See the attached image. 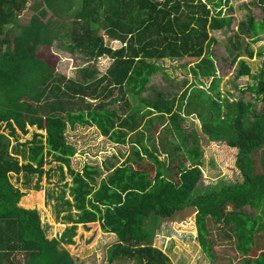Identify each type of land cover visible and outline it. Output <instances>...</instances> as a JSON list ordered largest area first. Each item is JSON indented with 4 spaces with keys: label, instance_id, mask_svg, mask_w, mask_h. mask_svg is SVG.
Instances as JSON below:
<instances>
[{
    "label": "trees",
    "instance_id": "obj_1",
    "mask_svg": "<svg viewBox=\"0 0 264 264\" xmlns=\"http://www.w3.org/2000/svg\"><path fill=\"white\" fill-rule=\"evenodd\" d=\"M56 1L67 0H43L28 24L19 26L17 18L28 0H0V124L9 131L6 135L0 129V264H95L72 259L60 247L71 243L79 226L90 243L99 232L108 235L100 264H173L151 243L147 224L190 210L197 212L198 242L211 264H264V249H255L258 238H264V58L257 75L239 59L241 38L248 40L244 50L252 59L249 45L264 36V0L254 4L262 14L259 20L247 16L240 21L231 0H82L73 15L65 11L69 24L53 9ZM224 29L232 40L216 65L212 46L219 42L210 33ZM104 38L120 42L121 48H110ZM63 39L67 45L52 47ZM78 53L89 62L79 68L83 82L67 79ZM101 57L111 63L93 82L98 71L92 62ZM183 58L192 61L197 83L177 82L157 63ZM234 64L237 78L254 81L241 89L246 100L231 101L218 90L222 73ZM158 76L167 85L147 89ZM104 83L130 86L144 111L133 109L131 118H122L106 107L77 106L78 98H95ZM145 90L149 95L141 99ZM61 97L70 101L65 119ZM52 99L58 100L57 107L49 103ZM144 119L146 131H137ZM67 126H96L104 138L90 136L98 140L100 151L104 142L123 149L112 156L113 162L106 159L100 167L84 162L76 169L72 162L83 153L82 140H73ZM29 127L44 135L34 133L18 144L27 160L20 164L10 153V137L17 138V130L27 135ZM133 132L132 153L115 165L126 153L125 136ZM212 143L235 150L237 177L200 188L205 175H223L208 154ZM50 158L60 164L62 176L61 166L67 168L73 203L63 204L79 215L60 238H49L51 225L41 220L37 208L19 205L24 193L10 176L49 178L43 166ZM208 222L231 230L240 256L216 251Z\"/></svg>",
    "mask_w": 264,
    "mask_h": 264
},
{
    "label": "rangeland",
    "instance_id": "obj_2",
    "mask_svg": "<svg viewBox=\"0 0 264 264\" xmlns=\"http://www.w3.org/2000/svg\"><path fill=\"white\" fill-rule=\"evenodd\" d=\"M257 1V0H256ZM255 0H231V5L234 9V17L237 21L244 20L247 16H252L256 20H259L261 17V12L258 7H256L254 4H256ZM71 2V4H70ZM43 3V0H28L27 8L18 16V20L16 22L17 25L23 26L28 24L30 16L32 15L33 11L36 8V4ZM57 4H54L52 7L56 11L59 10V19H62L66 23L69 24L71 16H66V10L69 9L68 15H73L76 13L81 7H82V0H67V1H60L57 2ZM60 5V6H59ZM72 7V9H71ZM63 13V15H61ZM13 29L15 32H20V29L18 27L13 26ZM212 38H215L219 44H213L212 49L216 52V59L219 60V57L222 55H227L226 52H224L225 46H228L232 39H230V32L227 31V29L221 30V31H212L210 33ZM106 45L113 49H119L121 48V43L114 41L112 39L104 38ZM241 44H240V51L242 52V56L239 58L240 60L244 61L249 67L250 72L253 75H257L259 71L262 68V61L264 58V36H260V40L256 43L249 45V50L252 51L255 55L252 59H249L244 48L246 45H248V40L241 38ZM67 45V39H63L62 41H53L52 47L54 49H59L61 46ZM261 54V55H260ZM77 66L79 67L80 64L83 66L86 63L85 57L77 56ZM97 63H94V65L99 69L100 75H103L106 72V69L111 63L110 58L108 57H101L97 60ZM221 60L216 62L217 64H221ZM160 64L164 71L170 76V78H174L177 82L183 83L188 82L187 85L191 83H197L195 81V77L193 76L190 67L192 66V61L189 58H183V59H175V60H169L164 59L157 62ZM73 67V68H76ZM71 68V69H73ZM70 69V70H71ZM69 70V71H70ZM238 70V64H234L230 66V69L227 72L222 73V79L218 85V90L221 92V94L227 98H230V100H237L243 97V99H248V94L245 92L246 95L242 96V90L245 85L251 84L254 81L251 77L248 76H240L239 78L236 77V71ZM68 71V74H69ZM68 77V76H67ZM167 84L164 83L161 77H157L153 82L152 85L150 84L148 86L149 89H151L153 86L156 88H163ZM186 85V86H187ZM183 88H185L183 86ZM182 88V90H183ZM165 90H169L171 92H174L173 90L169 88H165ZM125 100L128 99L129 107L135 106L134 102H131L132 99L130 95L128 94V90H124ZM148 94L142 98L145 99L148 97ZM175 95V94H173ZM122 97V92L115 91L112 94L111 100H117L118 102L114 103L112 106L115 107V110H117L118 113H121L122 111L129 108L128 106H124V102L120 101V98ZM127 97V98H126ZM133 100L134 97L132 96ZM120 101V102H119ZM257 106H260V102H257ZM131 118V117H128ZM0 129L5 132V134H9L8 130H4V128L1 126ZM86 130V129H85ZM144 131H146L143 128ZM37 133L41 134V132L37 131L35 127H29V133L27 135H18V141L15 140V138L12 141V144L15 147H19L18 144L25 143L26 141L31 140L32 134ZM94 133L92 130L85 131L81 134L73 135V140H82L80 141V148H82V155H78L76 158H74L72 162V167L76 169H81L84 162H89L92 164L97 165L100 167L101 163L108 159L110 162H113L112 156L114 154L119 153L123 147L117 146L113 147L109 145L107 142H104L103 150L100 151L98 149V140L100 139L99 136H97V139L90 136V134ZM132 142V140H131ZM131 146L126 145V153L119 157L118 161L115 162V165H118L120 162L124 160V158L129 154L132 153V143ZM147 142V141H146ZM134 143V142H133ZM147 144V143H145ZM208 154L210 157H212L215 162L219 165L221 168L222 174H224L226 177L230 178V180H235L237 177V172L235 169V150L228 148L226 145L222 143H212L211 147L209 148ZM50 162L43 166V169L45 171L50 172V177L42 176L41 178H38L37 176H29L31 179L29 187L33 189V191L27 192L23 191L24 194H28V197L32 198L33 205L37 207L39 213H44V211L52 212L55 216L57 213L58 217H61L63 222L60 221L59 218H56L52 216L50 220L47 218L45 219L50 225H51V231L49 234V238L56 236L57 238H60L63 235L64 229L66 227H70L73 219L78 218V211L74 207L68 208L66 207L63 202L65 200H68V202L73 203L72 194H70V187H71V179L70 176L67 174V168L64 166H61L62 168V174L59 171L60 164L58 162L52 161V159H49ZM21 178V176H20ZM207 179H212L205 175L203 177V182L200 184V188L208 187V185H211L212 183H209L210 181ZM14 181L16 182V178H14ZM205 182H207L205 184ZM17 183V182H16ZM18 184V183H17ZM63 194L62 199H60V195ZM44 194V195H43ZM50 195V205L47 206L48 200L46 199L44 204V197ZM58 209V210H57ZM41 211V212H40ZM50 212V213H51ZM61 213V214H60ZM45 214V213H44ZM196 210H190L189 212L179 213L174 218H171L170 220H164L159 221L158 223H152L149 222L147 224V229L149 230L151 234V243L154 247L159 248L162 250L173 262V264H211L209 259L206 258L205 254L203 253L201 246L198 242V232L196 227ZM42 217V216H40ZM153 219H159L156 216L152 217ZM59 223H61V226H59ZM208 228L212 231V239L215 241L218 246H216V251H223L228 255H231L232 257H236L238 254L237 250L235 249V241L234 238L231 235V230L228 228H223L216 223L208 222L207 224ZM230 235V238L227 237V235ZM89 236L88 233H86L81 226L78 227L76 234H74L70 238V244H61L60 247L63 251L67 252L72 259H78L79 261H91L95 262V264H100V252L102 251V247L106 239L108 238V235H104L99 232L97 238L93 241V243H90L88 241L87 237ZM69 240V239H68ZM259 243L256 244L255 249L257 251H260L264 249V238L259 237L258 238ZM257 240V241H258ZM234 254V255H232ZM222 260V258L220 259ZM235 261V259H234ZM115 264H124V263H115ZM134 264V263H132Z\"/></svg>",
    "mask_w": 264,
    "mask_h": 264
},
{
    "label": "crops",
    "instance_id": "obj_3",
    "mask_svg": "<svg viewBox=\"0 0 264 264\" xmlns=\"http://www.w3.org/2000/svg\"><path fill=\"white\" fill-rule=\"evenodd\" d=\"M118 42V41H117ZM77 56H82V57H85L84 55H82V54H79L78 53V55ZM85 59H86V63L82 66L81 64H80V66L79 67H76V68H73V69H71L70 71H69V74H68V77H67V79L68 80H71V81H82L83 82V79H82V75L80 74V71H79V68H81V67H87L88 65H89V62H88V60H87V58L85 57ZM98 61H95V62H92V64H93V66L95 67V69H97V71L99 70L95 65H94V63H97ZM107 70V69H106ZM105 74V73H104ZM103 74V75H104ZM102 75H100V73H99V71H98V74L96 75V77H94L93 79H92V81L94 82V81H96V80H98L100 77H101ZM88 82H91V80H89ZM150 85V84H149ZM148 85V86H149ZM148 86H147V89H148ZM128 90V94L130 95V97H131V99H132V101L131 102H134L135 103V106H132V107H129L128 109H127V111L126 110H124V111H122L121 113H118L117 112V110H115V107H113L112 105L114 104V103H116V102H118L116 99L115 100H111V97H112V94H113V92H115V91H120V92H122V97L120 98V101H123L124 103V106L126 107V104H128L127 102H129L128 101V99L127 100H125V95H124V90ZM148 94V92L145 90V91H143V94L140 96L141 97V99L142 98H144L146 95ZM132 96L134 97V100H133V98H132ZM127 98V97H126ZM139 98V97H138ZM55 101H58V100H55V99H52V100H50L49 101V103H51L52 105H54L55 107H57V103H55ZM119 101V102H120ZM69 103H70V101L68 100V99H66V98H62L61 97V99H60V111H61V113H62V115H63V117H64V119H65V115H66V110H67V108L69 107ZM76 103H77V106L78 107H81V108H84L85 106H92V109L93 108H96V107H98V106H102V107H106L107 109H108V111L110 112V113H112V114H115L116 113V115H118L119 117H122V118H128L130 115H132V113L134 112L133 111V109H141V111H144V107H143V105L141 104V102L137 99V97L133 94V92H132V90H131V87L130 86H128V85H124V86H122V87H120V86H115V85H107V84H102V85H100L99 87H98V89H97V91L95 92V98H93V99H84V98H78L77 99V101H76ZM130 103V102H129ZM141 104V105H140ZM72 110H74V111H76L77 113H79V110H76V109H73L72 108ZM147 119H144L143 120V123H142V125H141V127L137 130V131H139V130H141V129H143L144 128V123H145V121H146ZM0 126H2V124H0ZM74 128H76V129H73V130H70V127L69 126H67V129H66V132L70 135V137H72L73 135H76L77 133L78 134H80L81 132H84V131H89V130H92V132H94L95 134H94V136L96 137V136H99V138L100 139H103L104 137H102L101 135H100V133H99V130L97 129V127L96 126H94V127H87V129H86V127H81V126H76V127H74ZM86 129V130H85ZM38 131V130H37ZM39 132H41V131H39ZM4 134H5V132H3ZM17 133H18V135H22L21 134V132L19 131V130H17ZM41 134H43L44 135V133L43 132H41ZM134 134H135V132H133V133H129V134H127L126 136H125V147L124 148H127V146L126 145H129V146H131V144H129L130 142H131V140H133L134 138H135V136H134ZM7 135V134H6ZM33 135V134H32ZM15 138V140L17 141L18 140V137L16 138V137H10V140H11V148H10V153L15 157V158H17L18 160H19V162H20V164H23V163H26L27 162V160L25 159V157H24V151H23V148L22 147H15L13 144H12V141H13V139ZM73 138V137H72ZM100 139H98V140H100ZM112 144V143H111ZM114 145V144H113ZM128 149V148H127ZM65 167V166H64ZM60 171V170H59ZM12 178H11V182L13 183V185H15L16 187H18L19 189H20V191L23 193V191H27V192H30V191H33V189H34V187L31 189L30 187H29V185H30V181H31V179L28 177H26L24 174H20L19 176L17 175V174H11L10 175ZM20 176H21V178H20ZM32 176H36V175H32ZM14 178H16V182L18 183H16L15 181H14ZM219 179H221V180H227V181H231L230 180V178H228V177H226L224 174L220 177V178H218V179H207V180H209L210 182L209 183H212L211 185H208V187L209 186H213V185H215V184H217V183H219L221 180H219ZM203 182V181H202ZM207 182H205V184H206ZM207 185V184H206ZM44 195V194H43ZM46 199L48 200V202H47V206H51L50 205V195L49 196H46V198L44 197V199H43V201H44V204H45V201H46ZM20 206H23V207H25V208H30V209H33V208H37V207H35V206H31V205H33V201H32V198L31 197H28V194L26 193V194H24V196L22 197V199H21V201H20V204H19ZM58 210V209H57ZM41 212V211H40ZM51 212V211H50ZM47 212V211H44V213H40V216H42L41 217V220H43V218H47L48 220H50V218L52 217V216H54L53 215V213L51 212ZM197 213V212H196ZM58 214L59 213H57L54 217H55V219L56 218H59L60 219V221H62L63 222V220H62V218L61 217H58ZM61 214V213H60ZM59 226H61V223H59ZM198 232V231H197ZM100 233H102V232H100ZM197 239H198V237H197ZM202 249V248H201ZM203 251V250H202ZM206 256V255H205ZM207 258V257H206Z\"/></svg>",
    "mask_w": 264,
    "mask_h": 264
}]
</instances>
